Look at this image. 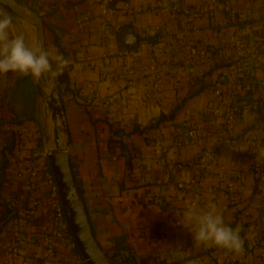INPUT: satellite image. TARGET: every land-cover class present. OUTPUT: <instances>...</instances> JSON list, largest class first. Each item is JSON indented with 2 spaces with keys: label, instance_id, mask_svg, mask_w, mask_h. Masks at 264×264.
<instances>
[{
  "label": "crops",
  "instance_id": "obj_1",
  "mask_svg": "<svg viewBox=\"0 0 264 264\" xmlns=\"http://www.w3.org/2000/svg\"><path fill=\"white\" fill-rule=\"evenodd\" d=\"M17 1L46 11L41 17L44 48L69 61L51 88L63 102L65 147L102 249L120 262L119 253L128 249L136 264H222L229 252L195 246L191 232L176 223H183L186 205L195 201L202 208L216 204L225 224L241 227L247 259L257 255L264 247V187L257 185L254 167L264 162V153L249 151L245 135L264 122V0ZM201 4L211 5L214 14L192 19L172 10ZM106 5L118 9L110 23L101 14ZM11 18L10 35L22 34L31 44V27ZM189 25L195 29L188 44L168 42L169 33ZM126 28L138 36L135 81L148 74L153 57L178 67L166 73L157 102L130 101L119 107L127 86L110 54L124 49L121 33ZM200 46L209 57L195 62L191 56ZM218 80L245 87L237 101L242 105L237 126L227 135L194 118L216 101ZM88 81L97 85L89 100L79 94ZM32 82L37 83L31 76L0 74V264H63L79 253L76 243H62L55 256L44 260L43 236L54 221L45 210L36 218L26 215L31 180L21 174L25 160L37 150L41 162H48L46 152L56 146L48 143L59 126L54 106L47 105ZM138 96L145 98L144 90ZM196 124L200 135L192 143L184 133ZM14 137L13 151H4ZM238 176L245 187L234 198L227 181ZM180 182L191 188L181 189ZM7 206L16 208L17 216L3 224ZM9 245L19 246L24 256L5 254Z\"/></svg>",
  "mask_w": 264,
  "mask_h": 264
},
{
  "label": "built area",
  "instance_id": "obj_2",
  "mask_svg": "<svg viewBox=\"0 0 264 264\" xmlns=\"http://www.w3.org/2000/svg\"><path fill=\"white\" fill-rule=\"evenodd\" d=\"M126 9L133 11L130 4L126 3ZM172 10L175 13H182L188 15L192 19H197L203 14L213 15L214 11L211 5L201 4L198 6H173ZM41 17L46 15V11L38 12ZM101 14L106 21L110 23L118 15V9L112 6H104L101 10ZM192 27V29H191ZM195 29L192 25L185 27L184 29L173 31L169 33L168 42L171 45L184 46L189 43L191 31ZM139 48V47H138ZM137 48V49H138ZM134 47L130 49H123L119 52H111L110 56L114 59L115 64L119 65L122 69L118 75L119 80L123 82L126 88L122 90V98L120 99L119 107L127 102L135 101L136 103L143 104L146 102H157L158 96L164 87V78L169 70L176 71L178 67H170L168 65L159 63L156 57H153L148 64V74H142V78L135 81L133 77L137 72L135 70V63L137 61V53L140 49ZM196 55V57H195ZM195 55H192V59L195 62H204L209 57V52L206 47L200 46ZM177 81H181L180 74L176 75ZM135 87L136 91H130V87ZM139 90H144L145 98L138 96ZM97 91V85L94 81H88L79 89L80 97L84 99H91L95 96ZM245 92V87L241 84L223 83L222 81H216L213 86V93L216 97V101L210 106L209 110L196 115L194 118L199 123H206L207 121L212 128L219 130L222 135L231 133L237 126L240 116V108L237 105L238 98ZM257 108L259 106L257 105ZM264 123V122H263ZM257 122L254 124L245 135V142L248 146V150L255 153L264 151V124ZM199 124L191 125L186 131L185 135L189 137L190 142L194 143L199 138ZM181 142L183 139L180 140ZM179 141V144L181 142ZM41 153L39 151H33L31 156L25 160L24 169L21 174L27 175L31 180L30 200L26 208V215L30 218H36L40 216V212L45 210L54 221L52 229L43 236V243L45 250L42 258L48 260L55 256L59 251L62 243H68L75 246L73 234L71 232L66 213L63 207L61 195L59 192L58 184L55 176L46 161L41 162ZM45 157V156H44ZM257 185L260 188L264 187V165H260L256 172ZM191 183L186 184L179 183L181 189L189 190ZM245 183L241 177L231 178L227 181V189L233 194L234 198L238 197L243 192ZM233 198V199H234ZM190 203H196L191 201ZM173 221V218H170ZM181 220H177L176 223L180 225ZM4 253L13 257L24 256L23 251L19 246H7L4 248ZM130 251L119 253V257L123 260ZM23 264H28L27 261H23ZM63 264H88L81 254H72L64 260ZM222 264H264V247L260 252L253 256L251 260H248L245 253L240 255L229 252Z\"/></svg>",
  "mask_w": 264,
  "mask_h": 264
},
{
  "label": "clouds",
  "instance_id": "obj_3",
  "mask_svg": "<svg viewBox=\"0 0 264 264\" xmlns=\"http://www.w3.org/2000/svg\"><path fill=\"white\" fill-rule=\"evenodd\" d=\"M11 29V16L0 14V74L19 73L36 81L46 78L45 85L51 86L69 61L55 51L45 50L36 39L29 44L22 34L10 35ZM180 224L191 232L195 246L217 247L237 255L244 251L241 227L225 224L223 212L216 204L209 203L202 208L197 203H189Z\"/></svg>",
  "mask_w": 264,
  "mask_h": 264
},
{
  "label": "water",
  "instance_id": "obj_4",
  "mask_svg": "<svg viewBox=\"0 0 264 264\" xmlns=\"http://www.w3.org/2000/svg\"><path fill=\"white\" fill-rule=\"evenodd\" d=\"M9 12L34 25L36 40L44 45V22L37 11H29L17 0H0ZM121 43L124 49H130L138 45V36L126 28L121 33ZM46 78L37 82L39 95L46 99L47 105H53L62 121V127L56 128L55 148L46 152L49 166L55 176L61 195L66 217L74 237L77 249L88 264H114L109 255L102 249L97 241L87 209L77 186L69 156V150L65 147L63 131L67 130V119L63 109V102L56 88H51L47 93Z\"/></svg>",
  "mask_w": 264,
  "mask_h": 264
},
{
  "label": "trees",
  "instance_id": "obj_5",
  "mask_svg": "<svg viewBox=\"0 0 264 264\" xmlns=\"http://www.w3.org/2000/svg\"><path fill=\"white\" fill-rule=\"evenodd\" d=\"M232 64H230L229 66H231ZM236 68V67H235ZM234 69V68H233ZM257 103V105L259 106V101H255ZM56 114L57 111H56ZM16 138L14 137L10 142H6L5 147L3 148V150H7L9 153H11L13 151V149L15 148V146L17 145L16 142ZM263 152L260 153H255V154H259L260 156L263 155ZM253 165V164H252ZM260 165H264V162H261ZM258 170V166L254 167V172L256 173ZM16 208L12 207V206H7L6 211L4 212L3 216H2V222L3 224H6L7 222H9L10 220H12V218H14L16 215ZM110 259L113 261L114 264H136V262L133 260V258L131 257V255H127L123 260H121V263L115 261L114 259V255H109Z\"/></svg>",
  "mask_w": 264,
  "mask_h": 264
},
{
  "label": "rangeland",
  "instance_id": "obj_6",
  "mask_svg": "<svg viewBox=\"0 0 264 264\" xmlns=\"http://www.w3.org/2000/svg\"><path fill=\"white\" fill-rule=\"evenodd\" d=\"M19 1L21 2V0H19ZM22 5H23L27 10H29V11H35V10L31 9L30 7H28L27 5H25L24 3H22ZM0 11H2V13H5V14H7V15H10L11 17H14L15 19H18V20L22 21V23H24V25H27L28 27H31V37H32V41H33V39H36L35 29L30 25V23H28V22L25 21L24 19L18 17L17 15H15V14L9 12V11H8L7 9H5L2 5H0ZM37 12H38V11H37ZM43 47H44V45H43ZM37 82H38V81H37ZM33 83H34V82H32V88H34V89L36 90V89H37V87H36L37 83H34V84H33ZM50 88H51V86L46 87V91H47V93H48V92L50 93ZM37 94H39L38 91H37ZM248 104H250V103H248ZM237 105H238L239 108H241V106H242V105H240V104H237ZM58 118H59V126H58V127H62L63 125H62V122H61V120H60L61 118H60L59 115H58ZM64 133H65V132L63 131V136L65 135ZM55 137H56V132L52 134V141H51V143H48V146H52V147L55 146V141H54V138H55ZM114 259H115V261L121 263V262L118 260V258H114ZM111 261H112V260H111Z\"/></svg>",
  "mask_w": 264,
  "mask_h": 264
},
{
  "label": "bare ground",
  "instance_id": "obj_7",
  "mask_svg": "<svg viewBox=\"0 0 264 264\" xmlns=\"http://www.w3.org/2000/svg\"><path fill=\"white\" fill-rule=\"evenodd\" d=\"M30 25L35 29L34 25H32V24H30Z\"/></svg>",
  "mask_w": 264,
  "mask_h": 264
}]
</instances>
